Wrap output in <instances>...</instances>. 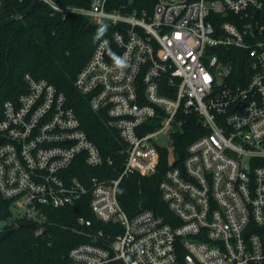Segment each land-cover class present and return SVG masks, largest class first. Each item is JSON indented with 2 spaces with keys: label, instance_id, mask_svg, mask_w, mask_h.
Instances as JSON below:
<instances>
[{
  "label": "built area",
  "instance_id": "1",
  "mask_svg": "<svg viewBox=\"0 0 264 264\" xmlns=\"http://www.w3.org/2000/svg\"><path fill=\"white\" fill-rule=\"evenodd\" d=\"M44 1L58 14L116 27L74 84L110 118L124 159L118 177L74 175L78 159L97 168L114 160L89 138L63 91L26 73L25 90L0 103V193L11 208L23 209L40 235L43 207L90 195L94 216L122 227L89 231L92 219L80 216L79 230L92 241L72 247L68 264H264L262 1L157 0L150 14L109 10L108 0L88 7ZM191 113L206 131L159 185L172 222L149 208L130 215L118 199L120 183L155 173L161 150L170 151L163 132L174 161L173 142Z\"/></svg>",
  "mask_w": 264,
  "mask_h": 264
},
{
  "label": "trees",
  "instance_id": "2",
  "mask_svg": "<svg viewBox=\"0 0 264 264\" xmlns=\"http://www.w3.org/2000/svg\"><path fill=\"white\" fill-rule=\"evenodd\" d=\"M32 0H0V20L17 14ZM81 7L90 6L91 0H55ZM157 0H108L109 10L152 13ZM264 6V0H261ZM1 30L0 103L16 98L26 85L23 77L31 73L36 78H46L63 91L70 106L81 120L82 127L105 157H112V166L89 167L78 159L72 173L82 179L97 176L118 177L125 147L117 129L110 124L106 114L94 112L88 101L75 86L74 81L91 58L93 49L104 37L111 35L116 27H108L91 21L81 14L67 16L54 12L47 2L40 0L26 17L5 25ZM183 129L173 142L176 159L173 161L168 149L161 150L160 162L152 175L131 174L123 178L118 187V199L130 214L149 208L172 222V213L162 198L160 182L167 169L181 165L187 155V146L206 131L196 113L187 116ZM90 195L84 196L72 206L43 207L45 220L43 233L37 235L29 220L20 218L5 226L4 232L14 230L0 242V264H68L72 247L92 241L86 231L79 230L78 218L85 216L93 221L89 231L103 230L106 235L114 229L122 231L118 224L103 223L94 216L89 205ZM12 217L11 200L0 193V220Z\"/></svg>",
  "mask_w": 264,
  "mask_h": 264
},
{
  "label": "water",
  "instance_id": "3",
  "mask_svg": "<svg viewBox=\"0 0 264 264\" xmlns=\"http://www.w3.org/2000/svg\"><path fill=\"white\" fill-rule=\"evenodd\" d=\"M39 1L40 0H32L30 2V4L27 6V8L24 9L23 11L0 20V65L2 64L1 63V47H2L1 46V30H3L2 28L7 24H10L16 20H19L21 18L26 17L29 13H31L34 10L35 6L38 4ZM258 12H259V9L256 12V16H255V19L253 22V28H255ZM38 218H41V210L38 213ZM28 225L33 231H35L38 227V224L35 222H31ZM13 230H14V228H11V229L3 232L2 234H0V242H2Z\"/></svg>",
  "mask_w": 264,
  "mask_h": 264
},
{
  "label": "rangeland",
  "instance_id": "4",
  "mask_svg": "<svg viewBox=\"0 0 264 264\" xmlns=\"http://www.w3.org/2000/svg\"><path fill=\"white\" fill-rule=\"evenodd\" d=\"M160 141L163 145H167L169 148H170V151L172 150V143L170 141V136L168 135L167 132H163L161 135H160ZM174 156V154H173ZM11 211H12V220L11 221H3V220H0V225L3 226V225H6L5 223H7L8 225L12 223L13 220H17V219H20V218H23L24 215H25V212L23 211V209H21L19 206L17 205H13L12 208H11Z\"/></svg>",
  "mask_w": 264,
  "mask_h": 264
}]
</instances>
